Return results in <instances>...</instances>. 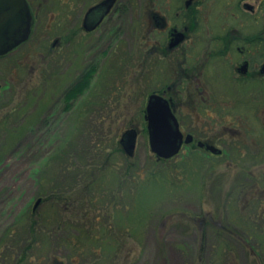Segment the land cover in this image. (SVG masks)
<instances>
[{
	"label": "rangeland",
	"instance_id": "obj_1",
	"mask_svg": "<svg viewBox=\"0 0 264 264\" xmlns=\"http://www.w3.org/2000/svg\"><path fill=\"white\" fill-rule=\"evenodd\" d=\"M131 46L124 43L117 69L127 86H89L77 97L71 122L44 125L52 118L37 106L40 98L44 106L50 102L52 86L38 98L36 86L0 88V264H15L9 246L26 238L28 221L41 217L48 223L37 236L40 245L20 264H264V220L245 208V170L223 165L212 173L200 156L162 161L151 151L144 111L151 94L167 90V64L134 72ZM0 68L6 75L3 60ZM214 87L228 100L244 97L238 86ZM262 88H255L263 90L256 91L260 101ZM78 122L84 134L74 137ZM132 126L139 135L129 156L120 139ZM77 172L82 177L72 184ZM53 190L57 194L35 210ZM61 222L70 227L55 233ZM217 223L236 233L220 231ZM69 234L74 244L67 246L62 240Z\"/></svg>",
	"mask_w": 264,
	"mask_h": 264
},
{
	"label": "flooded vegetation",
	"instance_id": "obj_2",
	"mask_svg": "<svg viewBox=\"0 0 264 264\" xmlns=\"http://www.w3.org/2000/svg\"><path fill=\"white\" fill-rule=\"evenodd\" d=\"M26 2L31 34L0 55L8 69L5 75L0 68V88L36 86L38 98L52 86L53 98L46 106L40 98L37 106L52 118L44 125L61 118L71 122L76 99L83 95L76 94L77 86H127L117 69L123 64L124 43L131 42L132 71L167 64V90L158 94L167 99L184 139L179 155L167 161L200 156L208 172L223 165L242 168L247 175L240 186L245 208L264 220V101L255 97L264 87V0ZM214 86H238L244 97L228 100ZM256 87L262 89L256 93ZM24 101L22 109L29 105ZM133 129L139 135L133 126L123 133V150L121 140ZM193 220L208 228L211 224L205 218ZM217 224L224 233H236Z\"/></svg>",
	"mask_w": 264,
	"mask_h": 264
},
{
	"label": "water",
	"instance_id": "obj_3",
	"mask_svg": "<svg viewBox=\"0 0 264 264\" xmlns=\"http://www.w3.org/2000/svg\"><path fill=\"white\" fill-rule=\"evenodd\" d=\"M32 28V15L26 0H0V55H4L28 40ZM147 129L151 151L159 160H169L179 155L183 134L177 118L167 102L158 93L150 95L146 108ZM138 133L127 132L121 140L125 152L133 156ZM42 203L38 199L35 210Z\"/></svg>",
	"mask_w": 264,
	"mask_h": 264
},
{
	"label": "trees",
	"instance_id": "obj_4",
	"mask_svg": "<svg viewBox=\"0 0 264 264\" xmlns=\"http://www.w3.org/2000/svg\"><path fill=\"white\" fill-rule=\"evenodd\" d=\"M89 86H77L76 87V94L77 93H82V92H85L86 91V89L88 88ZM80 115H82V116H80ZM80 117L81 118H85V116H84V114H79V118H78V121H79V119H80ZM80 123H81V120L79 121ZM78 122V125L76 126L75 125V132H74V137L76 136V135H78V134H80L79 135V137H81L83 134H84V131H81V125H80V123ZM84 123H85V121H83V125H84ZM75 148V147H74ZM77 150H78V147L76 148ZM120 150V149H119ZM121 151V150H120ZM78 153H79V150H78ZM90 154V153H89ZM91 157V156H90ZM89 157V158H90ZM91 159V158H90ZM94 160V159H93ZM162 161H164V160H162ZM90 165V164H89ZM88 166V165H87ZM87 169V168H86ZM68 170V169H67ZM69 171V170H68ZM79 174H81L80 172H77L76 173V175H74V177H75V180L73 181L72 180V184H74V183H79L78 182V180L82 177V174L81 175H79ZM90 179V178H89ZM71 183L70 184H67V187H66V185H65V187H66V189H68V188H70L69 190V192H71L72 191V188L70 187V185H72ZM64 187V188H65ZM53 188V187H52ZM54 189V188H53ZM55 189H59L58 187H55ZM63 189V188H62ZM77 189V188H76ZM75 189V190H76ZM74 190V191H75ZM54 191V190H53ZM65 191H67V190H65ZM64 191V192H65ZM54 193V194H53ZM53 193H48V195H46V197H43L42 198V203H44V202H47L48 200H50L55 194H57V193H55V191L53 192ZM66 197V196H65ZM33 213H35V211L33 212ZM37 218H39V217H37ZM46 223H48L47 222V220L46 219H44L43 217H41V219L39 220H37L36 218H32L30 221H28L27 222V225H25L24 227H26L27 228V232H26V238L23 240V239H21V240H19L20 242H18L17 244H12V246H9L10 247V249L13 251L12 252V254L11 255H9V257H10V259L11 260H13V261H15V264H20V263H24L25 261H27V259H28V257H27V255H28V253L29 252H31L32 251V249L35 247V246H39L40 245V243H39V240H37V236L38 235H41L42 233H43V231H44V228L42 227V225L44 226V227H46L45 225H46ZM62 225H69V227H70V224H67V223H65V224H63L62 222L59 224L58 223V225H57V230H55V233H56V231H59L60 233H63V232H65L64 230H66V229H63L62 228ZM55 229V228H54ZM59 232H57V233H59ZM68 232V231H67ZM69 232H71V231H69ZM62 243H67L66 245L68 246V244L69 245H71V243H73L74 244V241H73V239H72V235L71 234H69V235H66L65 236V239H63L62 240ZM6 246H8L7 245V243L5 242L4 243ZM11 245V244H10ZM22 245V247H21V251L18 253V252H16L15 251V246H17V247H19V246H21ZM43 246H44V244H43ZM8 248V247H7ZM3 249H0V252L2 251ZM11 253V252H10ZM5 257H7V254L5 255ZM16 257H18V258H16ZM4 258V257H3ZM14 258H16V259H14ZM42 263V261H39L37 264H41ZM44 264H49V262H45Z\"/></svg>",
	"mask_w": 264,
	"mask_h": 264
}]
</instances>
